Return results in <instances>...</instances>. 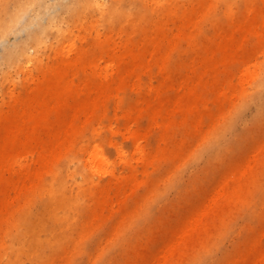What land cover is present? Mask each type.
Instances as JSON below:
<instances>
[{"label": "bare ground", "instance_id": "1", "mask_svg": "<svg viewBox=\"0 0 264 264\" xmlns=\"http://www.w3.org/2000/svg\"><path fill=\"white\" fill-rule=\"evenodd\" d=\"M248 1L0 0V85L4 87L13 76V68H29L35 61L40 68L35 86L25 94H14L7 106L0 108V264H69L74 250L77 256L88 250L87 236L95 226L117 218L110 242L114 245L119 243L116 231L134 225L138 214L142 219L146 216L147 200L156 183L139 177L132 164L127 173L116 171L117 160L131 163L129 155L120 150L111 158L106 151L110 140L96 124L87 129L77 125L80 113L92 108L99 116L107 101H121L122 88H130L138 102L131 113L144 117L149 130L157 128L150 147L144 148L134 136V155L157 168L175 166L194 134L206 137L190 154V161L207 153L204 163H211L223 155L221 142L233 126L232 116L227 115L209 131L198 123H212L223 110L224 98L236 94L244 83L253 86L251 91L242 90L257 99L256 121L261 127L260 141L248 148L240 168L224 175L212 192L213 199L206 188H192L176 217L151 224L146 228L147 237L138 232L131 236L137 243L134 259L140 257L142 264H148L150 257L166 258V263L177 256L190 257L195 242L175 244L172 239L184 232L202 239L216 231L225 220L219 214L225 207L232 211L251 206L247 209L256 216L249 223L264 224V182L259 184L263 176L259 169H264V60L255 58L264 28L252 24L233 27L227 22L221 32H214L213 39L208 37L217 22L218 3L224 5L221 17L229 21L233 3ZM157 12L162 15L155 19ZM88 15L110 27L119 21L128 23L124 42L118 44L110 36L92 43L84 39L69 58L60 59L50 69L42 68L41 51L53 45L51 38L73 50L76 43L68 42L72 34L68 27ZM259 17L264 24V9ZM11 34L21 37L8 44ZM246 34L249 40L242 44ZM240 47V55L247 59L234 83L229 70L239 62ZM102 54H107L108 60L101 70L98 60ZM152 73L157 76L156 85L150 79ZM76 74L81 75L78 82ZM224 84L228 90L221 91ZM179 89L182 92L178 93ZM210 101L217 112L209 108ZM127 124L130 129L132 124ZM248 133L237 135L234 147H239ZM84 136H88L87 144L82 143ZM33 148L41 152L40 167L32 172L23 157ZM74 151L85 157L72 171L68 156ZM54 163L61 164L60 170L53 168ZM87 169L102 171L107 179L97 181ZM159 173L164 182L172 179L166 172ZM77 174L83 175L85 183L74 190L68 179H76ZM252 191L258 193L254 200ZM157 192L159 199L162 190ZM259 243L258 239L239 241L241 251L227 264H264V247Z\"/></svg>", "mask_w": 264, "mask_h": 264}, {"label": "rangeland", "instance_id": "2", "mask_svg": "<svg viewBox=\"0 0 264 264\" xmlns=\"http://www.w3.org/2000/svg\"><path fill=\"white\" fill-rule=\"evenodd\" d=\"M234 3L232 8L233 14L229 21L221 17L224 12V5L218 3L215 8L217 22L211 27L213 32L211 33L210 31L211 36H208L209 38L213 39L215 37L214 32H221V29H223L222 27L225 26L227 22L231 23L233 27L238 24H252L261 29L264 28L262 19L259 17L264 9L263 0H249L244 4H241V2L238 4ZM154 15L155 19H158L161 17L162 13L157 12L154 13ZM224 21L226 22L224 23ZM127 26L128 23L119 21L112 23L110 27L107 26L104 21L101 20V22H99L98 18L88 15L86 20H79L68 27L72 28V34H70L68 42L75 41L76 43L73 50L63 47L60 41L51 38L53 45L50 48L45 47L41 51L42 57L40 60L42 68L50 69L54 67L60 59L69 58L72 52L83 43L84 39L92 43L96 38L104 39L110 36L116 43L120 44L124 42L123 40L126 38ZM97 31L100 33L99 36L97 35ZM20 37L21 36L11 34L8 37L7 43L13 44ZM208 40L210 41V39ZM248 40L249 34L242 36V44ZM68 42L64 43V45ZM261 44L259 48L260 51L255 55V58L259 61L264 60V39ZM241 53L242 47L239 48V55ZM246 59L247 55L242 54L238 60L239 62L233 63L230 67L229 73L234 83H237L240 66L244 65ZM107 60L108 55L102 54L98 60V68L102 70ZM12 73L13 76L5 82L4 87L0 85V108H5L8 100L14 94H25L30 88L34 87L36 83L35 79L40 75V68L37 61H35L29 68L25 67L19 71L13 68ZM80 77L81 75L76 74L75 81L78 82ZM150 79L154 85L158 83L155 73L150 75ZM243 88H249L251 91L253 86H251L250 83H244L240 86V89H236V94L224 98L222 101L223 110L215 115L212 123L204 124L201 121L200 124L198 123L202 130L207 129L209 131L213 130L219 121L223 120L227 115L232 116L231 120L233 121V126L226 132L221 142L224 147L223 155L218 159L212 160L211 163H204L207 158V153H204L196 160L190 161V154L202 145L206 137L205 135L204 138H201L200 134H194V136L190 138V142L184 154L180 156L175 166L164 164L161 168H157L152 163L145 164L143 157L140 158L134 155V136L137 135L138 141L144 148L150 147V144L155 141L157 128L149 130L148 122L144 117L136 116L131 113L132 106L138 102L133 99L135 94L130 88H122L119 90L123 98L121 101H107L101 115L97 116L92 108L80 113V118L77 122L78 126L87 129L93 124H96L108 140H110L106 144V151L111 158H115L120 150L129 155L131 163H123L117 160L113 166L116 171L127 173L130 169L129 164L135 165L139 177L144 178L146 182H155L156 188L148 197L147 202H150V205L146 216L142 219L138 214L132 222L134 225H131L125 230L120 229L116 231L117 234H119V243L110 245L115 225L118 222H116L117 218H114L115 220L106 221L90 230L87 236L88 250L81 256H77L74 250L69 264H142L143 260L140 257L135 259L133 257V250L135 246H137L136 241L131 238L134 233L136 234L138 232L139 235L147 237L149 236V232L146 231V228L151 226V224H155L157 220H168L172 217H176L175 215H177L178 209L184 204L186 196L192 188H206L211 198L214 189L218 188L221 181L225 179L224 175L231 170L240 168L248 156V148L261 139V134L259 133L261 127L257 126L258 122L256 121L258 110L257 99L252 97L253 94L250 91L249 93L246 92L248 95H244L245 92L242 90ZM141 90L145 91V88L142 87ZM226 90H228V85L224 84L221 91ZM180 92H182L181 89L178 90V93ZM140 103L145 105L146 100H141ZM209 108L213 111H218L214 106V101L209 102ZM128 122L132 124L130 129L127 127ZM248 130L249 133L244 138V142L239 145V147H234L237 135L246 133ZM146 132L148 133L147 135ZM88 142V136H84L82 143L87 144ZM40 152L41 151L37 148H33L23 157V161L32 172L36 169L38 170L40 167ZM84 157V153L81 151H74L69 154L68 158H72V171L76 170L81 160L84 162ZM60 165V163H54L53 168L60 170ZM86 171L97 181L103 182L107 179V175L102 171H90L89 169ZM161 171L166 172V175H170L172 179L168 182L159 179L158 176ZM259 171L263 174L262 178H260L261 182H259V184H262L264 182V169L260 167ZM208 173H212V175L207 178L205 176ZM68 183L74 190H78L80 184L84 185L85 179L82 174H77L76 179L69 178ZM168 183L169 187L167 188L166 185ZM246 186L251 188L253 185ZM183 188H185V193L183 192ZM158 189L160 191L162 190L161 198L159 199H157L159 193L157 192ZM253 189L254 187H252V190ZM257 194L256 191H252L250 193V198L252 197V200H254ZM195 196L199 201H203V197H198L196 194L194 197ZM209 199H207V201ZM211 199H213V197ZM142 204L144 205V203ZM250 207L251 206L247 205L246 207H239L240 209L232 211L227 210V207H225L223 212H219V214L222 215L221 217H225V220L219 224L216 231L210 232L202 239L199 238L200 236L198 234L192 236L187 232L181 233L176 238L172 239V242H175V244L181 241L187 244L195 242L193 244L194 251L190 257L182 258L183 256H177L170 261V263H166L167 259H163V257H150L148 264H191L195 262H197L196 264H227L238 256V252L241 249L237 247L239 241L258 239L260 241L259 247H264V224L257 221L249 223V221L256 216V212L249 213L247 208ZM215 213L216 212H212V215ZM242 250H246V248ZM149 252L151 253V251ZM132 257L133 260L131 259Z\"/></svg>", "mask_w": 264, "mask_h": 264}]
</instances>
